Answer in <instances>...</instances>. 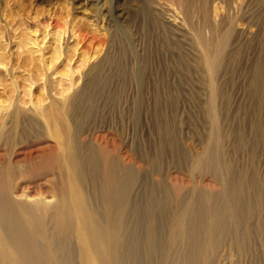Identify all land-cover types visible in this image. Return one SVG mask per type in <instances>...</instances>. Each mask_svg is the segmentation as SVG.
<instances>
[{"label": "rangeland", "instance_id": "1", "mask_svg": "<svg viewBox=\"0 0 264 264\" xmlns=\"http://www.w3.org/2000/svg\"><path fill=\"white\" fill-rule=\"evenodd\" d=\"M66 1L0 0V130L17 107L44 121L51 103H72H68L74 106L69 118L86 161L85 192L106 223L111 213L103 210L104 180L92 171L86 154L105 149L122 167L115 178L135 174L119 264L185 263L192 247L190 218L198 198L219 192L225 184L231 188L230 197L241 196L235 228L242 227L232 226L216 251L207 249L204 264H264V201L260 202L264 200V78L258 77L264 30L255 51L243 46L234 55L237 42L232 41L222 71L211 76L193 30L176 7L162 5L161 0L156 1L159 5L152 0H72L70 9ZM151 10L164 19L156 20ZM237 24L243 33L239 41L247 44L255 28ZM82 32L89 37L83 38ZM55 142L49 137L20 145L18 152ZM206 148L220 152L211 168ZM53 175L18 184L16 195H34L39 189L47 196L56 194L59 182ZM76 239L74 234L70 256L73 264H82L78 256L82 242ZM132 242L135 248L130 251Z\"/></svg>", "mask_w": 264, "mask_h": 264}, {"label": "bare ground", "instance_id": "2", "mask_svg": "<svg viewBox=\"0 0 264 264\" xmlns=\"http://www.w3.org/2000/svg\"><path fill=\"white\" fill-rule=\"evenodd\" d=\"M44 1L50 2L52 0ZM152 1L156 2L159 0ZM161 1H164L162 5L168 3L167 5L170 4L176 7V10H179L184 15L185 20L194 32L198 45L201 47V51L203 52V60L205 65L208 67L205 69H208L211 72L209 75H215V73L221 70L222 66H224V58L226 56L229 44L232 41L237 42V47L233 51L234 55L239 53L243 46L247 47V49L248 47L250 49L253 48V51H255L256 43H258V41L261 42L260 38L264 30V0H218V2H216L217 0ZM66 2L68 7L71 9L73 6L72 0H67ZM215 2L218 3L216 6H214ZM148 7L150 8L151 6H147V8ZM214 12L219 17L218 19L213 14ZM107 13L104 15L106 16ZM151 13L156 20L163 16L161 13L156 12L155 10L154 12L151 10ZM162 19L164 18L162 17ZM239 22H245L248 26L255 28V32L251 36L250 42L247 44L239 41L241 36H243V33H241L237 28V23ZM80 35L83 38L89 37V34L85 32H82ZM257 46L260 47V44ZM261 47L264 48L263 46ZM258 54L260 55L261 52ZM256 68H258L257 65ZM258 73L259 79H263L264 60L258 68ZM212 90L213 89H211V92H213ZM261 96H263V94H261ZM68 103H51L49 108L45 111L46 117H44V121L33 115L23 112L18 107L13 109V111L7 115V119L5 121L3 120L4 122L2 121L3 127L0 130V142L2 145L0 148L5 149V152L2 153V150L0 151V264H73V259L70 256V252L74 234L77 238H79L76 239L77 242H82V247L78 249L79 252L77 251L78 256H80L83 260L82 264H119V248L122 245L124 239L123 231L126 225L124 224L126 223L124 222V218L128 205V194L135 181V174L128 173L126 176L121 178H115L117 169H119V167L122 169V167L119 163H115L111 159V154L105 149H91L90 152L88 150L89 154H86L89 156L87 163L90 164L89 166L92 171L94 173H100L104 180V199H102L104 208L103 210L105 214L109 215L111 213V215L108 217L109 222L107 221L106 223V220L104 221L102 217L103 214L93 207L85 192V182L87 181L86 183L88 184V180H86L87 177H85L83 169V164L86 163V161L83 163V158L85 155L83 153L80 154L82 151L79 152L75 130L69 118V115H71L72 111H74V106L68 105ZM47 135L48 137L45 138ZM32 137L33 139L37 138V140L31 139ZM49 137L56 141L53 145L41 143L37 145L35 149L22 148V150L18 152V149L20 150L19 147L22 145L31 142H38L42 139H48ZM217 148L215 149L217 150ZM217 151H219V149ZM88 152L86 151V153ZM219 153H213L211 150L207 149L205 154L206 163H208L207 167L214 163L216 158L215 154L219 155ZM18 155L22 157L16 159V156ZM81 155H84L82 156L83 158ZM218 162H221V159L217 161V164ZM224 162L225 163H222L223 165L227 163L226 161ZM219 169L223 168L219 165ZM230 169L231 167L229 166V170ZM225 173L224 174L226 176L230 174L227 171ZM49 174H55L53 176H55V180L59 182V188H57L58 191H56V194L47 196L41 189H39L36 192L34 191V195L28 192L16 195L18 184H21L22 182L32 183L36 180L45 179L49 176ZM225 175L222 176L226 178ZM239 177L237 176L238 179H240ZM218 181H220V179ZM241 182L244 183V181L240 180L239 183L241 184ZM262 183L264 184V181ZM219 187L221 188V186ZM233 187L235 186L233 185ZM242 187H244V185ZM230 189L231 188L229 185L225 184L219 192L210 191L211 193L207 195H200L201 193H199L200 197L195 204L193 217L191 216L192 218H190L192 219V225H188H191L190 239H192V247L190 252L187 253L186 258L184 259L185 263L183 264H204L208 259L206 256L209 255L205 254L206 250L209 249L211 252L216 251L219 246H221L223 240H225L224 238L231 231V227L234 226L235 228V221L238 218V215H236L238 213L237 204H239L241 199V196H239L238 192L241 191L234 190L238 191V196L230 197L228 195ZM204 192L207 191L204 189ZM232 195H234V192H232ZM260 195V197H262V193ZM255 196L256 195H254V197ZM168 197L169 196H167L166 199ZM178 197L181 196H177L176 198ZM221 199H223L222 204ZM163 200H165V198ZM246 201L248 202V200ZM262 201L264 200L261 199L260 202ZM167 202H170V200H167ZM165 205H167V203ZM247 205L251 204L248 202ZM256 205L259 207V204H255V206ZM150 207L153 208L152 205H150ZM186 207H188V205ZM189 207L187 209H189ZM248 208L249 206L247 209ZM250 212L248 214H250ZM188 213L190 212H187V214ZM178 217L179 216L177 215L176 218ZM152 219L154 220V218ZM185 221V223H189V221ZM181 225L182 224L180 223V226ZM178 226L179 225L176 227L178 228ZM238 226L239 225H237V227ZM246 232H248V230ZM176 236L178 237V235ZM230 236L232 235L230 234ZM168 237H170V235ZM179 238L177 240H179ZM242 238V240H244L245 235ZM59 241L61 242L60 244H58ZM239 241H241V234ZM57 244L58 251L56 252L54 246ZM228 244L231 243L228 242ZM244 245L247 246V243ZM134 246L135 242H132L129 245V250L131 251ZM168 251L170 250L168 249ZM167 255L168 253L166 256ZM162 264L165 263L163 262Z\"/></svg>", "mask_w": 264, "mask_h": 264}]
</instances>
